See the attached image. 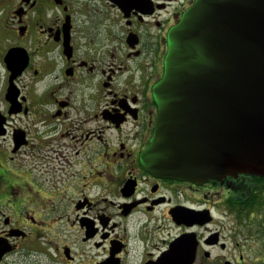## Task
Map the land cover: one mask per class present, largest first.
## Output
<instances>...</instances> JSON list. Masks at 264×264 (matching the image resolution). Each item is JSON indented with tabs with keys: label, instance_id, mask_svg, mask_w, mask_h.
<instances>
[{
	"label": "flooded vegetation",
	"instance_id": "1",
	"mask_svg": "<svg viewBox=\"0 0 264 264\" xmlns=\"http://www.w3.org/2000/svg\"><path fill=\"white\" fill-rule=\"evenodd\" d=\"M196 0H0V264H264V175L143 155Z\"/></svg>",
	"mask_w": 264,
	"mask_h": 264
},
{
	"label": "water",
	"instance_id": "2",
	"mask_svg": "<svg viewBox=\"0 0 264 264\" xmlns=\"http://www.w3.org/2000/svg\"><path fill=\"white\" fill-rule=\"evenodd\" d=\"M153 94L146 167L195 182L264 175V0H196Z\"/></svg>",
	"mask_w": 264,
	"mask_h": 264
}]
</instances>
